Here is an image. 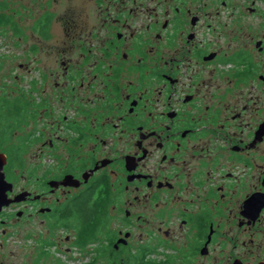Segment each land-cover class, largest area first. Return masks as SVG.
Instances as JSON below:
<instances>
[{
	"label": "flooded vegetation",
	"instance_id": "obj_1",
	"mask_svg": "<svg viewBox=\"0 0 264 264\" xmlns=\"http://www.w3.org/2000/svg\"><path fill=\"white\" fill-rule=\"evenodd\" d=\"M22 9L28 75L13 72L0 94L2 112L20 110L0 143L18 199L0 226L13 223L18 250L34 241L61 264H264V0ZM30 148L28 186H17Z\"/></svg>",
	"mask_w": 264,
	"mask_h": 264
},
{
	"label": "rangeland",
	"instance_id": "obj_2",
	"mask_svg": "<svg viewBox=\"0 0 264 264\" xmlns=\"http://www.w3.org/2000/svg\"><path fill=\"white\" fill-rule=\"evenodd\" d=\"M61 1V0H59ZM0 14H7L11 20L12 24L7 27H0V94L2 93V84L11 86L13 81V72L19 73V70L23 73L22 76L26 77L28 73L19 68V64L22 63L20 60L21 56L27 54L28 46L32 40L30 25L32 23V16L29 15L24 10L33 9V0H0ZM22 6V7H21ZM59 7L61 8L60 4ZM59 10V9H58ZM19 18H22L21 26H23L22 36H17L13 33L14 23ZM55 28L61 27L59 22L54 24ZM19 37L22 40V46L19 47ZM24 67V66H23ZM20 74V73H19ZM2 83V84H1ZM12 90V89H10ZM28 127V126H27ZM17 142V141H16ZM12 145V142L9 143ZM25 170L18 172L17 186H28L26 178L29 177L31 170V162L33 161L32 149L25 151ZM10 194V193H9ZM10 198V197H9ZM9 222L7 226H0V264H61L64 263L63 254L57 253L55 259L38 258V248L39 245L36 244V251L31 250L34 246V241L26 242V249L18 250L15 231L16 228ZM39 221L37 225H40ZM6 232V233H5ZM43 233V237L46 238V229L37 226L36 234ZM63 230L59 229L56 231L55 240L60 241L62 250L67 246L64 242ZM65 244V245H64ZM71 246V245H69ZM55 252L54 248L52 249ZM38 258V259H37Z\"/></svg>",
	"mask_w": 264,
	"mask_h": 264
},
{
	"label": "trees",
	"instance_id": "obj_3",
	"mask_svg": "<svg viewBox=\"0 0 264 264\" xmlns=\"http://www.w3.org/2000/svg\"><path fill=\"white\" fill-rule=\"evenodd\" d=\"M0 8L2 9L3 5H1ZM11 24H12L11 18L7 14H5L4 12L1 13L0 14V27H7V26H10ZM2 110H4V107L2 106V103L0 102V143H2V141L5 139L4 135H6L8 133V131H11V129L13 128L12 123H14L13 122L14 119L18 118V115L20 113V110L18 109V107H14V106L5 108V112H2ZM1 147L2 146L0 144V150H1ZM19 160H20V158H18L17 153H14V152L9 153V164H10V166L16 164L17 161H19ZM101 191H102V193H104V190H100V192ZM88 204H89V200L84 205L78 206V213L79 214L81 213L84 216L87 215L92 210V209L88 210ZM102 211H103V201L101 200L99 202V204L95 206L94 211L91 212V214L97 215V218H98V216L100 214H102ZM96 220L98 221V219H96ZM87 226H94V227L89 229L88 233H85V235L83 236V239H82L83 242H86V241L90 240L91 237H93V233L97 229L96 228L97 223H94L91 225L85 224L86 232H87Z\"/></svg>",
	"mask_w": 264,
	"mask_h": 264
},
{
	"label": "water",
	"instance_id": "obj_4",
	"mask_svg": "<svg viewBox=\"0 0 264 264\" xmlns=\"http://www.w3.org/2000/svg\"><path fill=\"white\" fill-rule=\"evenodd\" d=\"M6 163V156L0 153V211L18 201V199L9 198V193L13 191V186L7 182L5 177L4 167Z\"/></svg>",
	"mask_w": 264,
	"mask_h": 264
}]
</instances>
